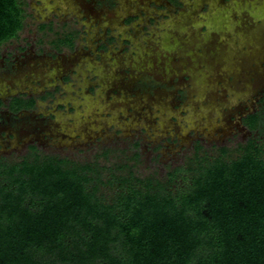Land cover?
Instances as JSON below:
<instances>
[{"label":"rangeland","instance_id":"374dc122","mask_svg":"<svg viewBox=\"0 0 264 264\" xmlns=\"http://www.w3.org/2000/svg\"><path fill=\"white\" fill-rule=\"evenodd\" d=\"M169 1L174 5L165 0H29L25 26L18 40L4 44V55L13 57L18 46L58 50L73 38L64 32L68 27L89 34L87 40L78 38L76 50L58 64L38 55L12 77L0 73V94L15 84L36 93L44 85L55 90L52 80L68 73L70 83L64 77L66 88L57 92L60 101L74 103L63 116L49 96L19 120L4 114L12 124L3 128L0 123V133L6 129L15 135L0 156L19 161L31 151L30 144H37L42 153L79 162L125 161L141 176L161 177L185 161L197 140L210 155L222 145L234 155L233 148L251 136L264 143V125L250 130L243 122L264 104V0ZM53 13L52 29L43 33L37 22ZM130 15L136 19L123 25ZM61 17L69 26L61 24ZM108 26L113 41L93 53L109 36ZM46 110L50 121L43 131L30 119L42 118ZM136 151L139 157L131 158Z\"/></svg>","mask_w":264,"mask_h":264},{"label":"trees","instance_id":"16d2710c","mask_svg":"<svg viewBox=\"0 0 264 264\" xmlns=\"http://www.w3.org/2000/svg\"><path fill=\"white\" fill-rule=\"evenodd\" d=\"M25 5L0 0V48L19 35ZM243 122L261 129L264 104ZM194 148L161 177L34 146L0 158V264H264V143Z\"/></svg>","mask_w":264,"mask_h":264},{"label":"flooded vegetation","instance_id":"af4514ba","mask_svg":"<svg viewBox=\"0 0 264 264\" xmlns=\"http://www.w3.org/2000/svg\"><path fill=\"white\" fill-rule=\"evenodd\" d=\"M25 1H26V4H28V5L30 4L29 0H25ZM165 1L168 2L170 5H174L169 0H165ZM153 4L157 5V2L155 1V2H153ZM55 14L56 13H53V15L51 17H46V18H48L46 20H42V21L37 22L38 28L40 30H42L43 33H46L52 29V23L54 22L53 20H55V18H56ZM124 17L125 16L123 15V18ZM134 19H136V17H133L130 15V17L125 18L123 25H127V23L130 22V20H134ZM61 20L64 21V22L60 21V22H62L61 23L62 25L65 24V25L69 26V24L66 22V19L62 18ZM24 26H25V21H24L23 28H24ZM107 31L108 32H107L106 36H108V35L109 36L107 38L101 39L98 42L100 44L96 50H93V53L96 51H98L100 53V51L105 50L109 41H113V37L110 34L112 31V27L108 26ZM64 32L65 33L67 32V34H69V33L74 34L73 38H72L74 44H72L70 46L69 44L67 45L66 43L65 44L63 43V45L58 50L54 49L50 45H49L50 46L49 50L48 49L46 50V49L39 47L37 50H34V51H32L29 47L18 46L17 52H15L13 54V57H12V55L8 54L9 52L6 53L5 55L1 52V49L5 44L4 43L0 48V60L2 61V63L0 64V70L3 71L0 73L1 74L7 73L12 77V75L15 74L20 68L21 69L22 68L28 69L29 66H32L34 64L33 62H35V61H33V58L37 57L38 55H41V58H42V56H47V57L51 58L52 60H55V62H56L55 64H58L63 59V57H65L67 55L66 52L69 51L70 53H73L76 50V42H77L78 38L79 39L81 38V40H82V36H84L83 39L87 40L88 34H89L88 31L85 32V30H84L82 33L81 31L79 32V29H75L73 27H68ZM18 38H19V35L16 38L11 39L10 42L14 41V40H18ZM8 42H6V43H8ZM89 45H86L87 46L86 49H89ZM75 58H77V56H75L74 59ZM74 59L72 58L73 62H74ZM73 62H71V63H73ZM1 66H3V67H1ZM53 69H54V67H53ZM53 69L50 71L52 72ZM55 71L57 72V70H55ZM60 74H58L56 77V78L59 77V79H55V80L53 79L52 82L50 83V84L57 85V86H54L55 90H51L52 88L49 89V87L47 85H44L42 88L43 92L36 93L37 90L32 89L31 86L27 87L26 89H23V85L17 87V85L15 84L14 85L15 89L10 88V90L6 91L5 93L0 94V118H1L0 123H2L1 125H3V128H5V126L9 127L12 124L11 123L12 119L10 120V118H6V117L4 119V114H6V116L11 115V117H13L14 119L19 120L20 118H23V116L27 113L28 114L34 113V110L38 109L39 103L45 101L48 96L51 97V99H52V101H54V103L57 102L58 106L60 107L58 109H60V110L62 109L63 114L61 116H63L66 113V111H64V110L67 109L68 106H69V108L71 107L74 109V103L69 101V99L67 101H60L59 100L60 96L58 95L57 90L61 91V89H58V88L59 87L66 88L65 85H62V83H61V82H64V80H63L64 77H65V82H66L65 84L70 83V81H71V77L68 76L70 74H68V73H66L67 75L64 73L63 74L60 73ZM44 90H45V92H44ZM15 98H20V99L26 100V101L28 99H33L34 100V102H33L34 106H32V107H29L26 105H21L19 107L13 106L12 103H13ZM262 101H263V99H262ZM54 106L55 105L53 104L52 108ZM69 110H71V109H69ZM47 111H50V110H46V111H43L41 113V116H39V117H42V118L30 119L31 122L37 124L39 129L40 130L43 129V131L45 129H48V124L50 121V120H48L49 119L48 116L46 117V115L48 113ZM67 112H70V111H67ZM51 115H52V118L54 119L57 117V112L56 111L49 112V116H51ZM43 118H44V120H43ZM19 124H20V126H23V127H25L27 125L25 122H20ZM28 125H29V122H28ZM38 127L37 128L35 127V128L37 130H39ZM9 131H7L5 129L2 133H0V139L2 138V140L0 141V150H2L3 152H5V150L8 149V148H5V146L8 144H11L8 142L15 135V133L12 134ZM28 132L30 133V132H32V130H28ZM31 135H29V137H31ZM35 139L38 140L36 136H35ZM195 142H199L201 144V140H197ZM32 146L36 147L39 150V145L30 144L29 148L31 149ZM26 155H24V156H26ZM24 156H22V157H24ZM0 158L6 159V156L3 155V156H0Z\"/></svg>","mask_w":264,"mask_h":264},{"label":"water","instance_id":"95a60500","mask_svg":"<svg viewBox=\"0 0 264 264\" xmlns=\"http://www.w3.org/2000/svg\"><path fill=\"white\" fill-rule=\"evenodd\" d=\"M263 9H264V7H263Z\"/></svg>","mask_w":264,"mask_h":264}]
</instances>
